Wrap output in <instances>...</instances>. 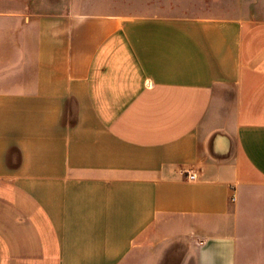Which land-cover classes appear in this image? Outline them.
<instances>
[{
  "label": "crops",
  "instance_id": "1",
  "mask_svg": "<svg viewBox=\"0 0 264 264\" xmlns=\"http://www.w3.org/2000/svg\"><path fill=\"white\" fill-rule=\"evenodd\" d=\"M122 9L0 0V264H264V0Z\"/></svg>",
  "mask_w": 264,
  "mask_h": 264
},
{
  "label": "rangeland",
  "instance_id": "2",
  "mask_svg": "<svg viewBox=\"0 0 264 264\" xmlns=\"http://www.w3.org/2000/svg\"><path fill=\"white\" fill-rule=\"evenodd\" d=\"M111 2L122 6L123 13L131 17L149 16H165L174 17L180 13H188L192 15H230L232 12L228 5H232L234 0H79L83 6H88L95 2ZM226 3V5L224 4ZM228 4V5H227ZM232 7V6H231ZM257 239V240H256ZM254 241L258 243L264 242V236H254Z\"/></svg>",
  "mask_w": 264,
  "mask_h": 264
},
{
  "label": "built area",
  "instance_id": "3",
  "mask_svg": "<svg viewBox=\"0 0 264 264\" xmlns=\"http://www.w3.org/2000/svg\"><path fill=\"white\" fill-rule=\"evenodd\" d=\"M190 178H191V179H193V178H194V176H193V175H190Z\"/></svg>",
  "mask_w": 264,
  "mask_h": 264
}]
</instances>
